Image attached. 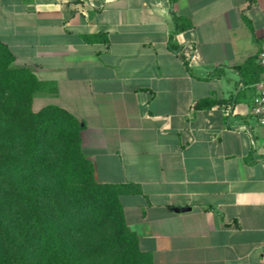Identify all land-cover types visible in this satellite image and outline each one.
Wrapping results in <instances>:
<instances>
[{"label":"crops","instance_id":"1","mask_svg":"<svg viewBox=\"0 0 264 264\" xmlns=\"http://www.w3.org/2000/svg\"><path fill=\"white\" fill-rule=\"evenodd\" d=\"M0 42L48 86L34 112L81 121L95 180L139 187L120 201L153 264H264V0H0Z\"/></svg>","mask_w":264,"mask_h":264},{"label":"trees","instance_id":"2","mask_svg":"<svg viewBox=\"0 0 264 264\" xmlns=\"http://www.w3.org/2000/svg\"><path fill=\"white\" fill-rule=\"evenodd\" d=\"M176 22L177 30L189 26L182 18ZM13 61L0 42V264H87L91 255L100 258L96 264H153L126 225L118 200L140 193L139 187L97 182L81 149V121L55 105L34 112V97L48 86L27 68H14ZM217 103L204 98L195 108ZM60 195L69 200L66 209L58 208L63 224L47 207L48 198ZM72 226L78 234L86 232L90 249L65 238Z\"/></svg>","mask_w":264,"mask_h":264},{"label":"rangeland","instance_id":"3","mask_svg":"<svg viewBox=\"0 0 264 264\" xmlns=\"http://www.w3.org/2000/svg\"><path fill=\"white\" fill-rule=\"evenodd\" d=\"M36 108H37V105L35 104L33 106V110L35 111ZM52 154L53 153H51V155H50L51 158L53 156ZM120 197L121 196H119L118 200H119V203L122 207ZM48 199H49L48 200L49 204L47 203V207H49V210H50L49 212H50V214H52V217H53L52 219L55 221L56 212H58V222L63 224L62 223V221H63L62 218H64L63 213L60 210L58 211V208L61 207L62 209L63 208L66 209V207L68 205V201H69L67 199V196L60 195L59 197L57 196V197L48 198ZM122 210H123V208H122ZM86 235H87L86 232L82 233V234H78V232H76L74 230L73 226L71 227V229L69 230L68 233H66V232L64 233L65 238H67L69 240V242L73 244V246H77L79 244L81 247H83L85 249H90L92 244L90 243V241L88 240ZM103 260H106V257H104ZM100 261L101 260L99 257H97L95 255H91L88 259L87 264H96L97 262L100 263Z\"/></svg>","mask_w":264,"mask_h":264},{"label":"built area","instance_id":"4","mask_svg":"<svg viewBox=\"0 0 264 264\" xmlns=\"http://www.w3.org/2000/svg\"><path fill=\"white\" fill-rule=\"evenodd\" d=\"M193 55V50L190 51ZM257 63L262 67V78L258 83V91L256 98L251 106V116L259 126H264V42L257 54Z\"/></svg>","mask_w":264,"mask_h":264}]
</instances>
